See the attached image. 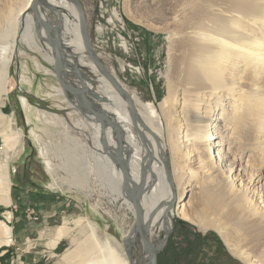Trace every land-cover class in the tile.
Instances as JSON below:
<instances>
[{
	"label": "rangeland",
	"instance_id": "rangeland-1",
	"mask_svg": "<svg viewBox=\"0 0 264 264\" xmlns=\"http://www.w3.org/2000/svg\"><path fill=\"white\" fill-rule=\"evenodd\" d=\"M21 1L1 0V8L6 11L19 6ZM81 1L93 46L102 61L130 94L142 93V99L162 115L160 105L167 97L168 83L174 87V96L189 88L188 84L183 86L185 75L181 72L182 65L178 64L181 49L175 35V16L187 0ZM47 13L54 20L52 12ZM34 35L37 47L29 48L24 42H19L18 53L9 68L10 91L4 96V105L0 106L8 119L13 120L11 128L21 133L9 149L10 191L8 198L0 204V222L11 232L10 238L0 233V264H75L79 260V252L69 250L75 241L85 238L83 217L98 228L101 241L108 240L116 254L125 255L123 240L134 225V213L128 209L123 197L115 200L113 183L104 174L106 170L95 168L92 122L76 106V98L71 94L68 97L64 95L55 76L50 53L35 31ZM70 39L71 36L67 35L66 40ZM91 62L88 56L78 60L80 70L92 82L95 80V83L88 81V85L103 93L102 85L96 82L102 73L95 72ZM70 80L80 86L78 79ZM175 100L171 103L173 110L177 107ZM202 100L199 101L202 104L208 102ZM212 102L214 117H222L226 109H231L228 102ZM97 103L101 107L104 102L97 100ZM191 107L187 106V111ZM138 108L143 110L138 105L137 112ZM138 115L140 117L139 112ZM6 126L0 124V147L5 145L1 131H6ZM248 127L249 135H233L234 158L247 165V174L240 187L249 191L251 199L264 209V179L260 184L255 183L256 176L264 174V135L261 138L257 129ZM131 131L137 134L133 127ZM260 131L264 133V129ZM74 143H77L76 148ZM193 148L191 144L184 146L180 159L185 156L188 166L198 172V153ZM43 151H48L49 157H44ZM167 154L172 163L168 149ZM68 157L76 160L77 172H73L72 166L66 163ZM222 166L215 173L217 178L233 180L238 186L240 182L236 180L235 170L231 166ZM172 168L170 166V174ZM73 173H82L88 182L87 187L74 183ZM193 182L184 188L191 189L186 200L194 197L192 194L196 188ZM177 194L179 196V192ZM179 204L178 198L169 232L161 229L155 235V247L158 250L162 248L158 264H172L173 251L167 243L174 228H178L179 220L191 225L194 232L209 237L203 264L209 263V259L213 264H245L237 255L236 246L238 249L243 246L251 254L257 252L256 243L262 242V238L251 227L245 233L235 211L227 209L217 215L212 213L210 218L215 219L216 227L205 228L179 218ZM186 211L194 215L191 205ZM220 227L225 228L223 232ZM244 236L247 244L242 241ZM138 242L136 240V245Z\"/></svg>",
	"mask_w": 264,
	"mask_h": 264
},
{
	"label": "bare ground",
	"instance_id": "bare-ground-1",
	"mask_svg": "<svg viewBox=\"0 0 264 264\" xmlns=\"http://www.w3.org/2000/svg\"><path fill=\"white\" fill-rule=\"evenodd\" d=\"M31 3L32 0H22L19 6L5 11L1 8L0 0V106L4 105V96L10 91L9 68L18 53V45L24 42L29 48L38 46ZM38 6L43 17L56 27L68 49L66 53L77 60L83 59L86 49L80 34V16L76 6L68 0H38ZM47 11L52 12L54 20L48 17ZM175 20V35L181 49L178 64L182 65L181 72L185 75L183 86L188 84L189 88L181 89L174 96V87L168 83L167 97L160 105L162 115L142 99V93H131L136 106L143 108H138V112L147 149L139 135L131 131L128 102L104 75L95 78L104 92H98L93 87L91 92L102 98L104 103L100 110L122 126L125 157L130 175L136 183L140 180L143 158H152L149 169L143 166L146 168V184L153 186L144 195L142 207L146 223L148 221V238L154 246L156 233L161 229L166 232L171 229L176 214L175 203L179 198L178 217L205 228L216 227L215 219L210 218L212 213L217 215L227 209L238 213L239 216L235 218L241 224V229L245 233L249 232L250 227L256 229L262 242L256 243L255 254L243 246L240 249L234 247L237 255L245 264H264V209L251 199L249 191L240 187L247 174V165L235 160V144H232L234 134L237 137L250 134L248 125L257 129L261 138L264 135L260 131L264 129V0H187L179 7ZM67 35L71 36L70 40H66ZM45 45L54 63L52 48ZM90 65L95 72L98 71L93 62ZM201 99L208 102L202 104L199 102ZM174 100L177 107L173 110L171 103ZM212 100L223 104L228 102L231 109H226L222 117H214ZM77 105L92 122L95 168L99 170L103 167L106 170L104 174L113 183L115 200L123 197L133 214L135 210L132 204L121 191V169L102 150L100 124L96 123L88 108L83 104ZM187 106H192L189 111ZM1 123L7 126L6 131H1L5 145L0 147V204L8 198L10 191L9 149L21 134L11 128L13 120L8 119L0 109ZM106 138L108 144L117 145L111 129L107 130ZM187 144L197 150L198 172L188 166L185 156L180 159V152ZM215 146L217 149H214ZM167 149L171 153L172 163ZM42 155L47 158L49 152L43 151ZM66 163L72 166L73 172H77L78 165L74 158L70 157ZM167 164L173 166L172 185L166 172ZM222 165L235 170L236 180L240 182L238 186L233 180L217 178L215 173L220 171ZM72 179L77 185L87 187L88 182L82 173H73ZM263 179L264 174L257 175L255 183L260 184ZM191 181H194L196 191L193 190L192 200H186L187 192L191 189L184 188ZM190 205L194 215L186 211ZM81 221L85 238L75 241L69 250L79 252L80 257L75 264H151V257L144 250L138 235L126 243V246L135 244L132 248L133 261L130 263L125 247V255L116 254L108 240L103 242L99 239V230L91 221L86 217ZM219 229L223 232L225 228ZM0 233L10 238V228L1 222ZM134 239L139 240L140 245H136ZM242 241L246 243L245 236Z\"/></svg>",
	"mask_w": 264,
	"mask_h": 264
},
{
	"label": "water",
	"instance_id": "water-1",
	"mask_svg": "<svg viewBox=\"0 0 264 264\" xmlns=\"http://www.w3.org/2000/svg\"><path fill=\"white\" fill-rule=\"evenodd\" d=\"M68 1L72 2L76 6L80 16V34L82 36L83 43L86 49V56L91 59L93 64L97 67V70L101 72L102 75H104L114 85V87L118 90L122 97L128 102V110L132 127L135 129L144 147L147 149L148 145L145 140V135L142 129L140 128L142 127V123L136 109V104L131 94L122 85V83L112 74V71L105 65V63L98 56V54L93 48L87 22L86 11L82 1ZM30 7L34 14L33 27L38 39L42 44H48L52 48V52L54 55V72L59 85L66 93L67 97L68 94H71L74 98H76L75 100L77 104H83L95 117V121L98 122L101 127L103 137L102 150L104 154L111 158L114 164L119 166L121 169L123 175L121 191L127 197L128 201L132 204L135 210L134 225L128 237L123 240V245L126 249L128 260L130 263L133 261L132 248L135 246V244L132 246H126L127 240L138 235L142 242L144 250L151 257V264H158V255L162 248L158 250L148 238V221L146 223L145 212L142 207V199L144 195L153 186L146 184L145 168L146 166H148L149 169L152 163V158H143L140 180L139 183H136L130 175L128 161L125 157L126 144L123 137L122 126L118 124L113 118L106 115L100 110L97 100H102V98L91 92V87L88 85L90 77L80 70L78 60L71 54L68 55V53H66L68 49H66V46L61 41L60 35L56 27L51 22L47 21L41 14L40 8L38 6V0H32ZM70 79H78L80 82V86H77ZM77 104L76 106H78ZM108 129L115 131L113 134H115V140L117 142V145H115V147L113 148L112 145L108 144L106 140V132ZM166 172L169 182L172 185L170 166L168 164L166 165ZM135 240L136 239H134V241Z\"/></svg>",
	"mask_w": 264,
	"mask_h": 264
},
{
	"label": "trees",
	"instance_id": "trees-1",
	"mask_svg": "<svg viewBox=\"0 0 264 264\" xmlns=\"http://www.w3.org/2000/svg\"><path fill=\"white\" fill-rule=\"evenodd\" d=\"M177 226L178 228H174V232L170 235L167 243L173 251L171 258L172 264H203L201 262L205 258L203 259L202 257L206 256L207 245L210 242L209 237L194 232V228L191 225L180 220ZM179 229L181 232H179ZM217 241L223 247L221 240L217 238ZM209 260L210 262L207 264H213L211 259Z\"/></svg>",
	"mask_w": 264,
	"mask_h": 264
}]
</instances>
